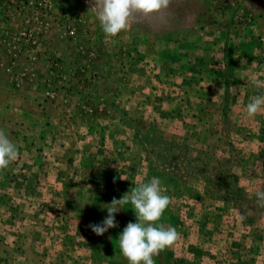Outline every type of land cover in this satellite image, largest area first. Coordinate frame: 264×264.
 Returning a JSON list of instances; mask_svg holds the SVG:
<instances>
[{
  "label": "rangeland",
  "instance_id": "1",
  "mask_svg": "<svg viewBox=\"0 0 264 264\" xmlns=\"http://www.w3.org/2000/svg\"><path fill=\"white\" fill-rule=\"evenodd\" d=\"M94 0H0V264H128L103 205L161 180L155 264H264V0H171L107 37ZM123 178V179H121Z\"/></svg>",
  "mask_w": 264,
  "mask_h": 264
},
{
  "label": "clouds",
  "instance_id": "2",
  "mask_svg": "<svg viewBox=\"0 0 264 264\" xmlns=\"http://www.w3.org/2000/svg\"><path fill=\"white\" fill-rule=\"evenodd\" d=\"M171 0H94L93 10H97L102 31L107 37H115L127 31L130 20L135 14L150 16L168 10ZM257 88L264 87V81L254 79ZM264 111V95H254L246 105V115L254 118ZM19 156L18 146L9 139L0 128V171L9 167ZM123 179V178H121ZM158 177L139 183L123 194L120 199L113 197L107 209V216L100 224H89V228L98 236L110 228L118 226L115 215L127 204H131L136 222H128L118 236L119 248L128 264H155L154 257L172 247L181 237L175 227H165L160 223L164 212L172 203V198L165 194ZM256 195L261 206H264V191Z\"/></svg>",
  "mask_w": 264,
  "mask_h": 264
}]
</instances>
